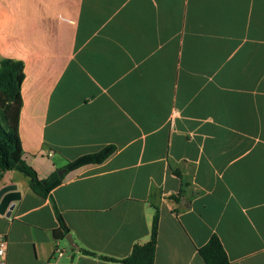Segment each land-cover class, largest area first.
<instances>
[{"label": "crops", "instance_id": "crops-1", "mask_svg": "<svg viewBox=\"0 0 264 264\" xmlns=\"http://www.w3.org/2000/svg\"><path fill=\"white\" fill-rule=\"evenodd\" d=\"M6 59L24 66L18 131L40 179L116 148L46 197L5 173L21 194L0 214L6 264H122L101 256L147 243L156 208L154 264H205L213 234L229 264H264V0H0Z\"/></svg>", "mask_w": 264, "mask_h": 264}, {"label": "trees", "instance_id": "trees-1", "mask_svg": "<svg viewBox=\"0 0 264 264\" xmlns=\"http://www.w3.org/2000/svg\"><path fill=\"white\" fill-rule=\"evenodd\" d=\"M24 80V66L21 61L6 59L0 65V181L4 173L17 171L28 177L31 188L41 196H48L49 193L62 183L63 175L60 177L54 173L47 179H40L37 172L29 166L23 158V149L19 138V114L22 107L21 85ZM116 148L113 145L104 147L102 150L78 157L68 163L65 172L78 169L89 164H101L110 157ZM173 173L181 177L179 171ZM182 191L173 194L171 199L180 203ZM55 214L59 222V228L54 230L57 239L65 238L69 229L66 226L61 213L55 207ZM159 230V211L156 208L151 236L147 243L135 245L131 254L125 259L118 260L101 256L104 260L120 262L122 264H154ZM84 253L95 256V253L85 251ZM199 255L205 264H229L228 255L223 244L216 234H213L208 242L198 248Z\"/></svg>", "mask_w": 264, "mask_h": 264}, {"label": "water", "instance_id": "water-1", "mask_svg": "<svg viewBox=\"0 0 264 264\" xmlns=\"http://www.w3.org/2000/svg\"><path fill=\"white\" fill-rule=\"evenodd\" d=\"M65 173V169L58 171V175L61 177ZM21 197L20 192L17 190V186L14 184L6 185L0 189V214L10 216L11 210L15 206V201ZM66 239L70 244L73 243L71 236L68 234Z\"/></svg>", "mask_w": 264, "mask_h": 264}, {"label": "built area", "instance_id": "built-area-1", "mask_svg": "<svg viewBox=\"0 0 264 264\" xmlns=\"http://www.w3.org/2000/svg\"><path fill=\"white\" fill-rule=\"evenodd\" d=\"M175 115H176V113L171 115V117L169 119V122L171 125L174 124ZM8 244L9 243H8L7 236L5 234H0V264H6Z\"/></svg>", "mask_w": 264, "mask_h": 264}, {"label": "rangeland", "instance_id": "rangeland-1", "mask_svg": "<svg viewBox=\"0 0 264 264\" xmlns=\"http://www.w3.org/2000/svg\"><path fill=\"white\" fill-rule=\"evenodd\" d=\"M15 173L17 172V171H14ZM4 175H5V173H4ZM4 175H3V178H4ZM12 175H14V174H12Z\"/></svg>", "mask_w": 264, "mask_h": 264}]
</instances>
